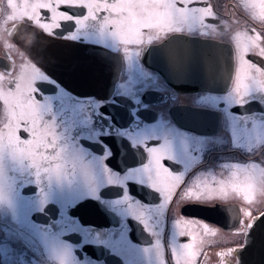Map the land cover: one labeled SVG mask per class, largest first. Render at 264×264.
I'll return each mask as SVG.
<instances>
[{"label": "flooded vegetation", "instance_id": "flooded-vegetation-1", "mask_svg": "<svg viewBox=\"0 0 264 264\" xmlns=\"http://www.w3.org/2000/svg\"><path fill=\"white\" fill-rule=\"evenodd\" d=\"M76 3L86 16L60 10ZM186 3L0 0V264L240 263L264 214V80L238 94L236 78L250 44L264 53V0ZM18 23L118 55L113 93L67 90L9 37ZM187 41L232 48L228 84L184 85Z\"/></svg>", "mask_w": 264, "mask_h": 264}, {"label": "water", "instance_id": "water-1", "mask_svg": "<svg viewBox=\"0 0 264 264\" xmlns=\"http://www.w3.org/2000/svg\"><path fill=\"white\" fill-rule=\"evenodd\" d=\"M8 35L38 67L70 92L101 99L113 93L122 66L118 55L102 48L63 43L22 23L11 27ZM186 44L187 58L181 67L186 87L215 91L228 84L234 67L230 46L201 41ZM179 85L183 86L180 74ZM238 256L239 264H264V214L253 221L249 241Z\"/></svg>", "mask_w": 264, "mask_h": 264}, {"label": "snow or ice", "instance_id": "snow-or-ice-1", "mask_svg": "<svg viewBox=\"0 0 264 264\" xmlns=\"http://www.w3.org/2000/svg\"><path fill=\"white\" fill-rule=\"evenodd\" d=\"M102 2H103V0H102ZM195 2H196V0H193V3H195ZM174 5H175V7L173 9L174 12L177 9H183L185 7H190V5H188L186 3V0H174ZM65 6L84 8L86 10L84 16L87 15L88 9H89V5L87 3H76V4H64V5L61 6L60 10L62 11V8L65 7ZM97 7H99V5H97ZM41 11H42V15L49 16V17L51 16L50 9H42ZM108 11L109 10L107 8H101L100 9V14L106 15L108 13ZM66 14H68V13H66ZM69 16H71V15H69ZM84 16H82V17H84ZM75 18L76 17H73V20H75ZM254 47H258V45L250 44L248 52H247V55L245 57L248 60L249 64L252 65V66L249 67L246 72L243 71V70L238 69V75H237V78H236L237 79L236 91H237L238 94H240V93H242L244 91V87H243L244 85H248L249 89H250L252 82H254V81L258 80V79L259 80H264V68H261L260 66L254 64L249 59L250 55H257V54L260 55L261 57H264V53H254L252 51V49ZM249 94H251L250 91H249ZM241 99L242 100L244 99L243 95H241ZM19 136H20V138L22 140H28L29 137H30V133L26 129L21 128L20 131H19ZM165 161H163V162L165 163ZM57 171H59V169Z\"/></svg>", "mask_w": 264, "mask_h": 264}]
</instances>
